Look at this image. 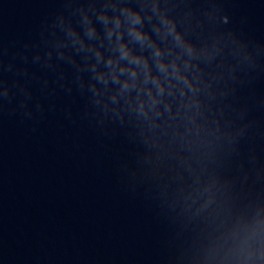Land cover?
<instances>
[{
	"label": "water",
	"instance_id": "95a60500",
	"mask_svg": "<svg viewBox=\"0 0 264 264\" xmlns=\"http://www.w3.org/2000/svg\"><path fill=\"white\" fill-rule=\"evenodd\" d=\"M114 3L189 81L146 114L93 71ZM0 264H264V0H0Z\"/></svg>",
	"mask_w": 264,
	"mask_h": 264
},
{
	"label": "clouds",
	"instance_id": "9594fccd",
	"mask_svg": "<svg viewBox=\"0 0 264 264\" xmlns=\"http://www.w3.org/2000/svg\"><path fill=\"white\" fill-rule=\"evenodd\" d=\"M114 11L111 15L105 10L101 9L98 13V18L103 22L107 39L109 41V46L112 48L113 52L109 53L107 57H104L105 64L108 71L96 69V63L93 62V71L97 75L98 79H102L107 82L109 76L113 80H120L121 90H127L131 86L137 87V94L135 104L139 111L142 113H147L149 109L156 108L160 99L163 98V93L165 91V83L160 78V73H163L165 79L169 81L167 87L169 91L172 90L171 81L175 79L177 83L188 84L189 81L185 73L180 71V68L175 59L171 61H165L161 56V48L158 44L150 39L148 34L142 29V14L139 10L134 9L129 4H113ZM119 7V11L115 9ZM156 5L153 4V8ZM123 17V21H122ZM86 31L91 37L96 34L95 25L91 23L90 17L87 12L84 14ZM111 21V22H110ZM168 32L174 33V38L176 41L182 42V37L179 32H175L174 24L169 22L166 17L162 19ZM122 23L124 27H122ZM127 30L128 35L135 40L141 42H148L149 46L152 48V54L155 59L156 65L159 69V73H153L149 65L147 57L135 53L129 47L128 43L124 41L121 36L122 32ZM115 33V36H114ZM73 39L80 40V47H85V44L77 34H73ZM102 42V41H101ZM87 47L94 51L96 61H99L103 57V52L99 46L93 44H88ZM188 51L191 52V46L187 45ZM127 60V64H122L120 61ZM142 72V80L138 82L137 76ZM127 73L124 79L121 80V74ZM169 73L171 75H169ZM151 80V84L148 81ZM153 86L155 87V92H153ZM181 92H183V87L181 86ZM143 92V95L141 94ZM115 95V94H114ZM167 103V101H166Z\"/></svg>",
	"mask_w": 264,
	"mask_h": 264
}]
</instances>
